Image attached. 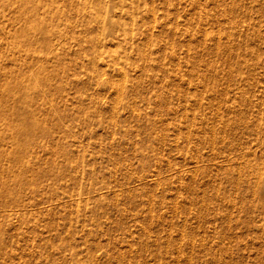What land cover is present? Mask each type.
I'll list each match as a JSON object with an SVG mask.
<instances>
[{
	"label": "rangeland",
	"instance_id": "1",
	"mask_svg": "<svg viewBox=\"0 0 264 264\" xmlns=\"http://www.w3.org/2000/svg\"><path fill=\"white\" fill-rule=\"evenodd\" d=\"M22 1L0 7V82L28 67L47 81L35 135L0 124V264H264L262 217L218 216L194 245L168 225L169 104L208 63L264 99V0H27L49 46L12 60ZM12 106L0 118L27 116Z\"/></svg>",
	"mask_w": 264,
	"mask_h": 264
},
{
	"label": "bare ground",
	"instance_id": "2",
	"mask_svg": "<svg viewBox=\"0 0 264 264\" xmlns=\"http://www.w3.org/2000/svg\"><path fill=\"white\" fill-rule=\"evenodd\" d=\"M10 1L0 0V7H8ZM35 2L41 3L38 0ZM34 3L30 5L26 0V3L22 1L15 6L14 19L22 18L20 25L22 31L21 34L18 32L19 35L11 33V40L5 47L10 54L13 52L10 59L14 58V52L18 50L25 52L26 56L31 55L29 57L32 59L34 56L41 58L39 49L34 44L43 43L46 49L49 46L45 21L36 18L37 15L35 18L38 20L33 22L34 19L31 17L37 12ZM1 49L2 47L0 52L3 53ZM4 54H1V57ZM19 57L22 56L15 57L14 60ZM28 68L26 72L24 71L25 74H21L22 70L14 74V68L12 73L11 68L5 69L3 75H10V78L0 82V109L13 108L12 105L17 103L28 113L26 117L21 118L11 110V118H0V124L8 126H11L12 118L21 120V126L11 127L12 136L17 144L21 138L24 140L28 135H35L37 128L39 129L40 121L36 116V108H33L37 101L33 93L36 92V96L38 93L41 94L47 81V76L35 73L38 68L35 70L33 67ZM222 71L216 69L213 64H204L202 71H198L197 74L195 72V78L190 75L187 80L184 79V89L174 101H170L168 107L170 129L173 131L171 150L178 152L177 156L173 152L168 162L172 177L171 187L174 189L173 194L170 193L172 198L168 225L171 234L173 232L176 236L178 234L184 241L189 238L192 240L190 234L194 229L201 228V225L212 222L218 216L227 221L235 216L242 218L244 215L253 216V219L254 216L264 218V99L253 100L252 87H246L243 82H238L239 85L233 91L225 78L233 77L234 70ZM33 74L35 78H32ZM231 92L238 95L235 96ZM176 164H179L178 168ZM176 180L179 182V191L178 188L175 190ZM191 244L187 247H191Z\"/></svg>",
	"mask_w": 264,
	"mask_h": 264
}]
</instances>
